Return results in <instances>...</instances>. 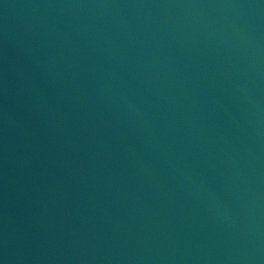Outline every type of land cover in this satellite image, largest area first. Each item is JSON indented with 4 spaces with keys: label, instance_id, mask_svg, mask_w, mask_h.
Listing matches in <instances>:
<instances>
[{
    "label": "water",
    "instance_id": "obj_1",
    "mask_svg": "<svg viewBox=\"0 0 264 264\" xmlns=\"http://www.w3.org/2000/svg\"><path fill=\"white\" fill-rule=\"evenodd\" d=\"M0 264H264V0H0Z\"/></svg>",
    "mask_w": 264,
    "mask_h": 264
}]
</instances>
